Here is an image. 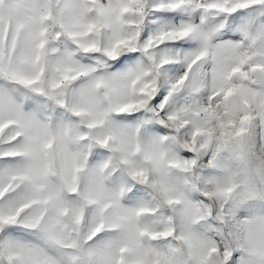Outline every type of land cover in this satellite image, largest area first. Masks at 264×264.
<instances>
[{"label": "snow or ice", "instance_id": "1", "mask_svg": "<svg viewBox=\"0 0 264 264\" xmlns=\"http://www.w3.org/2000/svg\"><path fill=\"white\" fill-rule=\"evenodd\" d=\"M0 264H264V0H0Z\"/></svg>", "mask_w": 264, "mask_h": 264}]
</instances>
